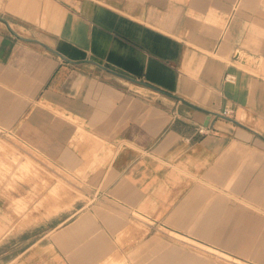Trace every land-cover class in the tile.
Wrapping results in <instances>:
<instances>
[{
	"label": "crops",
	"instance_id": "1",
	"mask_svg": "<svg viewBox=\"0 0 264 264\" xmlns=\"http://www.w3.org/2000/svg\"><path fill=\"white\" fill-rule=\"evenodd\" d=\"M0 127L96 194L8 264H264V0H2Z\"/></svg>",
	"mask_w": 264,
	"mask_h": 264
},
{
	"label": "rangeland",
	"instance_id": "2",
	"mask_svg": "<svg viewBox=\"0 0 264 264\" xmlns=\"http://www.w3.org/2000/svg\"><path fill=\"white\" fill-rule=\"evenodd\" d=\"M147 100L153 101V98L146 96ZM21 140L25 141L21 134L0 127V174H3L0 175V264H8L15 254L40 237L8 236L10 223L15 232L40 216L42 208L48 210L51 218L61 211L63 204L81 202L88 206L96 200V194L86 186L84 178L64 174L56 162L24 146Z\"/></svg>",
	"mask_w": 264,
	"mask_h": 264
},
{
	"label": "built area",
	"instance_id": "3",
	"mask_svg": "<svg viewBox=\"0 0 264 264\" xmlns=\"http://www.w3.org/2000/svg\"><path fill=\"white\" fill-rule=\"evenodd\" d=\"M226 80H227L228 82H233L234 77H233V76H230V75H227V76H226ZM222 115L225 116V117H229V116L232 115V110H230V109H225L224 112L222 113ZM209 130H210V129H209L208 127H201V128L198 129V132H199L200 134H206Z\"/></svg>",
	"mask_w": 264,
	"mask_h": 264
},
{
	"label": "bare ground",
	"instance_id": "4",
	"mask_svg": "<svg viewBox=\"0 0 264 264\" xmlns=\"http://www.w3.org/2000/svg\"><path fill=\"white\" fill-rule=\"evenodd\" d=\"M22 141V143L24 144V146H26V147H28V148H30L31 150H34L35 152H37V153H39L40 154V152L37 150V149H35V148H33L32 146H30L27 142H25V141H23V140H21ZM2 143H4V142H1V144ZM1 152V151H0ZM3 152V151H2ZM37 155V154H36ZM40 156V155H39ZM24 157V156H23ZM26 157V156H25ZM24 157V158H25ZM23 159V158H22ZM4 161H5V159H3ZM24 160V159H23ZM29 160V159H28ZM18 161V160H17ZM19 163V162H18ZM34 164V163H33ZM10 165V164H9ZM16 165V164H15ZM13 166H14V164H13ZM23 166V165H22ZM25 166V165H24ZM28 167H31V166H28ZM4 169V168H3ZM31 169H32V167H31ZM16 170V169H15ZM8 172V171H7ZM9 174H10V172H9ZM8 174V175H9ZM0 175H3V174H0ZM11 175V174H10ZM1 177V176H0ZM3 177V176H2ZM5 177H7V176H5ZM7 182H8V180H7ZM28 183H29V181H28ZM6 202V201H5ZM9 202H7V204H8Z\"/></svg>",
	"mask_w": 264,
	"mask_h": 264
},
{
	"label": "water",
	"instance_id": "5",
	"mask_svg": "<svg viewBox=\"0 0 264 264\" xmlns=\"http://www.w3.org/2000/svg\"><path fill=\"white\" fill-rule=\"evenodd\" d=\"M237 54H238V52H237ZM232 120V119H231Z\"/></svg>",
	"mask_w": 264,
	"mask_h": 264
}]
</instances>
